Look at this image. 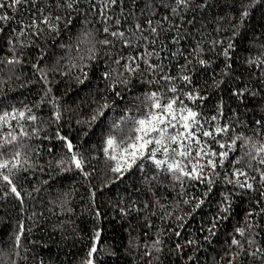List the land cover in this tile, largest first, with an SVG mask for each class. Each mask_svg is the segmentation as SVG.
I'll return each mask as SVG.
<instances>
[{
  "label": "trees",
  "instance_id": "16d2710c",
  "mask_svg": "<svg viewBox=\"0 0 264 264\" xmlns=\"http://www.w3.org/2000/svg\"><path fill=\"white\" fill-rule=\"evenodd\" d=\"M3 14L10 19L0 21V116L15 119L0 122V163H8L0 171L21 198L0 180V264H264V0H29ZM33 21L38 27H29ZM157 99L175 100L177 117L182 109L196 112L198 135L229 128L200 137L201 147L229 153L214 173L204 169L210 191L206 182L177 180L179 173L158 168L147 152L123 174L112 171L117 161L109 157L134 141V122L156 112ZM174 123L170 133L184 131ZM109 138L115 152H105ZM155 158L173 162L162 152ZM236 169L253 190L229 183Z\"/></svg>",
  "mask_w": 264,
  "mask_h": 264
},
{
  "label": "snow or ice",
  "instance_id": "6c2138e0",
  "mask_svg": "<svg viewBox=\"0 0 264 264\" xmlns=\"http://www.w3.org/2000/svg\"><path fill=\"white\" fill-rule=\"evenodd\" d=\"M29 0H4V2H0V9H3L5 7H13L15 8L18 5L21 4H27ZM107 3L115 4L116 0H107ZM188 3V0H177L178 6L180 5H186ZM71 5L69 4V7ZM107 7V4L105 5ZM173 11H176V9H173ZM244 16H247V11H244L242 13V18ZM10 19L6 14L0 15V21H7ZM57 20L60 19V17H56ZM44 24H49V18L44 17L41 21ZM151 23V22H149ZM29 27H38L36 24V21H33L32 25H29ZM137 29L140 28L139 25L136 26ZM153 32H155V29H152ZM105 33H109V29L107 27L104 28ZM21 35H24V29L21 30ZM111 36L117 37L118 39L122 40L125 46H130L129 40L125 37L124 32H111ZM91 34L88 33L85 35L86 40H90ZM103 44H111L112 41H109L107 39L102 41ZM233 45L231 43L228 44L227 48L224 50V55L226 57L229 56V49H231ZM148 55H151L149 53ZM123 59V58H122ZM129 59L132 60V63H135V57H130ZM9 63H18L19 61H13L9 60ZM201 64L206 63L204 60L199 61ZM115 63L117 65L120 64V60H116ZM262 64H264V61H261ZM124 67L127 71H136V68L133 67L131 64H128L125 62ZM186 81L189 80L188 76L183 77ZM170 79V78H166ZM82 82V81H81ZM171 91L175 92L176 89L172 88ZM156 93L151 94V98L156 97ZM238 95H243V92L238 93ZM176 104L175 100H171L167 104L162 105L159 100L157 99L156 102L152 105L153 108H155L157 111L150 113L145 118H141L136 120L134 123L137 125L135 127V132L138 133V135L135 136L134 141L130 144H126L117 154L111 155L109 158L112 160H116L117 164L114 168H112L113 172L121 173L123 174L124 171H127L130 169L137 161V159L143 158L145 153L147 152L150 159L154 160V163L158 168H160L162 165L166 164V170L168 172L172 173H179L178 176H176V179L179 180L181 176L188 177L192 180H200L202 182H206L209 185V191L211 190V185L213 183L212 179L209 178L205 172L204 169L207 167L215 172V169L219 165L220 167H223L225 160L227 159L229 153L227 151L224 152H215L210 151L206 147H201L202 140L200 139L201 136L203 137H214L216 135H220L223 133H226L229 131L228 127H218L215 129V132L211 131H200L199 135L197 134V130L200 129V125L198 120L196 119L198 114L190 109H182V114L177 117L175 114L174 105ZM107 107V105H103L100 109L97 110V115H103V108ZM186 113V114H184ZM12 116L13 119H15V115L4 113L3 116H0V122H7L9 116ZM19 117L23 118L25 114L23 112H20ZM30 120H35V116H29L27 117ZM57 118H59L57 116ZM93 119H96V116L93 117ZM215 120V117L212 118ZM174 121H178L180 126L183 128L184 131H178L175 132V134H172L169 132V129H176L177 123H174ZM10 136H12L11 133H9ZM16 139L15 136H12V140L14 141ZM132 139V138H130ZM107 148L105 149V152H109L110 150L115 152L117 147H119L116 140L113 138H109L107 140ZM122 143V141H121ZM236 143L235 140L232 141V145ZM149 145H155V147L149 148ZM171 145H176V147H171ZM67 148L69 152H72L73 145L71 142L67 143ZM195 146V163H192V157H193V147ZM221 148H224V144H220ZM261 152H264V147L260 149ZM158 152H162L166 157L171 159L173 162L168 163L166 160L156 159V155ZM183 157L184 159L188 160L189 164H192V167L190 170H186V166L182 167V161H178L175 158ZM205 163H200L201 160H204ZM216 157H219L217 160ZM71 163L75 165L77 169H82L83 164L82 160L78 159L75 154L71 156ZM239 161H236L238 163ZM259 163L264 164V159L260 160ZM13 167H16L14 164ZM8 163H0V169H7ZM232 175L236 177L235 180H230L229 183H233L235 186H239L240 188H246L249 190H253V184L248 182V174L240 169H236ZM240 176H244L245 180L241 181L239 179ZM251 179L255 180V177H251ZM0 180L5 182L8 186H10V191L17 197L21 198V193L17 190L15 184L13 183L12 179L8 174H5L3 171H0ZM260 182L264 183V171H260ZM207 195V193H205ZM262 196H264V192L261 193ZM228 200V197H225V201ZM184 203H188V201H184ZM203 201L200 200L196 204V207H199L200 204H202ZM231 207L230 203H228L227 207L222 208V211L228 212L229 208ZM249 216L252 215V213L248 214ZM226 218V217H225ZM252 225L248 224V229H251ZM215 228V223H213L212 228H209V232L211 234H214L213 229ZM21 226V231H22ZM237 232L240 236H245V228H239L237 229ZM96 239H99V233H96ZM17 245L19 244L20 236L17 235L16 237ZM158 243V241H157ZM249 246H251L253 243H255L254 239H249L247 241ZM232 244L238 246L241 249V252H243L244 244L235 238L232 240ZM97 251L95 245L91 248L89 252V256L91 257L93 253ZM261 249L257 248L255 251H252L249 253L253 257L256 256L257 252H260ZM240 255V253H237V257ZM87 264H92L91 259L88 260Z\"/></svg>",
  "mask_w": 264,
  "mask_h": 264
}]
</instances>
